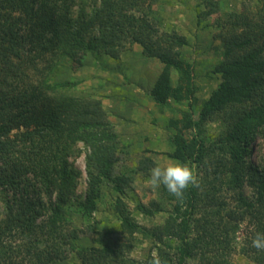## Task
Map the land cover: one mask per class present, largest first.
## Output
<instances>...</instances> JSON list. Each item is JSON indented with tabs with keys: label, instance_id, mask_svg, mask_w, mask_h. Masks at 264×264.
Masks as SVG:
<instances>
[{
	"label": "trees",
	"instance_id": "16d2710c",
	"mask_svg": "<svg viewBox=\"0 0 264 264\" xmlns=\"http://www.w3.org/2000/svg\"><path fill=\"white\" fill-rule=\"evenodd\" d=\"M198 2L199 20L220 9L219 0ZM242 9L228 14L217 35L220 59L211 72L220 77L218 87L197 118L182 113L183 129L198 135L187 140L176 134L173 150L164 154L202 168L200 186H190L180 201L161 185L148 205L137 203L144 216L165 219L148 228L125 198L135 192L136 177L148 179L157 164L148 156L123 171L126 142L103 98L84 96L85 81H56V69L69 60L78 74L90 55L119 59L139 45L159 63L150 95L163 109L196 92L194 66L182 52L186 37L160 31L151 0H0V264H51L70 253L82 264H149L154 251L167 264H234L243 226L241 253L264 264V250L252 247L256 232L264 233V169L247 159L256 154L253 141L264 135V0ZM209 123L223 130L214 140L200 132ZM83 153L87 189L77 197L82 172L74 161ZM247 181L252 197L241 190ZM232 183L239 191L230 201L222 194ZM108 185L116 195L120 233L129 242L108 231L98 234L97 245L76 247L83 230L67 217L68 208L95 219ZM137 234L152 240L140 261L127 256Z\"/></svg>",
	"mask_w": 264,
	"mask_h": 264
},
{
	"label": "rangeland",
	"instance_id": "374dc122",
	"mask_svg": "<svg viewBox=\"0 0 264 264\" xmlns=\"http://www.w3.org/2000/svg\"><path fill=\"white\" fill-rule=\"evenodd\" d=\"M220 9L209 17H201L198 13L203 9H197L198 0H151L152 6L158 13L159 28L161 32H176L186 37L187 45L182 49L183 55L194 66L195 95L191 100L176 103L170 100L165 108L161 109L151 98V90L159 75V63L149 60L142 54L139 45L132 47L120 56L119 59L105 57L96 60L89 56L86 64L78 74L71 70L69 60H61L56 69L55 80L59 82L72 81L74 79L85 81V95L96 94L101 96L106 111L115 121L118 129L124 137L127 148L122 155V170L137 168L139 162L146 157H151L156 164L161 166L176 163L166 155L173 150L171 139L178 133H182L187 140H191L198 132L183 129L182 113H190L197 118L204 102L208 100L212 92L218 87L220 77L211 71L214 64L219 61L220 40L217 38L221 25L228 14L238 10L241 12L244 3L253 5L255 0H219ZM246 10V9H245ZM174 86H177L178 76L173 74ZM73 94H81L78 91ZM177 121L178 126L172 122ZM219 123L203 125L201 134L209 140H214L222 132ZM255 156L247 157L248 162L255 163L259 170L264 169V135H260L253 141ZM75 165L82 172V178L77 190V197L85 194L87 189L86 155L83 153L75 159ZM180 163V162H179ZM193 168L197 178L201 176V169L195 163L189 164ZM143 175L136 177L135 192L128 191L126 201L129 203L133 217L148 228L164 223L162 217L149 218L136 209L137 203L148 205L154 198L155 189L147 183ZM231 184L224 189L222 197L232 201L237 195L238 188ZM247 197H252L254 189L249 182L243 184L241 189ZM0 189V215L4 213L1 201ZM76 200H79L76 198ZM116 195L111 187L105 186L104 197L99 204L93 220H85L77 211L76 206L69 207L67 217L72 219L75 225L82 229L76 247H88L97 245L99 233L112 231L117 233L122 242H129L121 235V221L114 213ZM76 203V202H75ZM88 221V222H87ZM87 224H92L93 231H89ZM244 226L237 234L235 251L232 254L234 264H254L241 253L242 241L245 238ZM133 241V250L127 253L129 258L144 260L152 245V240L136 235ZM173 246L175 241L170 242ZM51 264H82L75 253H70L64 260H55ZM186 264H197L194 260H188Z\"/></svg>",
	"mask_w": 264,
	"mask_h": 264
},
{
	"label": "clouds",
	"instance_id": "9594fccd",
	"mask_svg": "<svg viewBox=\"0 0 264 264\" xmlns=\"http://www.w3.org/2000/svg\"><path fill=\"white\" fill-rule=\"evenodd\" d=\"M147 183L153 188L157 189L161 185L166 190L182 201L184 199L185 190L189 187H199L200 182L193 170L188 164H181L179 162L169 163L167 165L153 167L150 170V176ZM252 247L257 250H264V233L256 232L252 238ZM153 259L149 261V264H167L166 261H161L158 254L154 251Z\"/></svg>",
	"mask_w": 264,
	"mask_h": 264
}]
</instances>
